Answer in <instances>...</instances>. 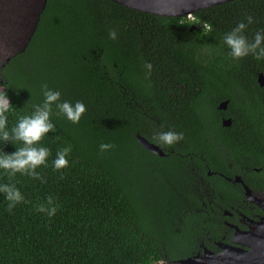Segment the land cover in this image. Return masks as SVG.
Wrapping results in <instances>:
<instances>
[{
  "label": "trees",
  "instance_id": "1",
  "mask_svg": "<svg viewBox=\"0 0 264 264\" xmlns=\"http://www.w3.org/2000/svg\"><path fill=\"white\" fill-rule=\"evenodd\" d=\"M247 16L254 20L244 32L251 41L264 31V0H233L191 20L109 0H46L25 50L0 69V90L13 106L7 128L43 103V83L61 93L60 102L79 101L87 110L73 124L52 106L55 131L36 145L50 150L47 167L36 169L46 183L0 169V184H14L28 201L9 213L0 193V264H163L197 244L201 234L190 233L214 227L208 208L184 190L194 175L186 174L188 165L216 198L242 196L223 178L232 173L264 189V86L256 81L264 59L234 61L224 43ZM226 100V110L217 109ZM169 130L184 139L172 147L154 140ZM136 135L164 156L144 149ZM101 144L114 147L101 151ZM69 145L68 167L55 170L57 151ZM21 147L0 140L3 153ZM48 196L59 205L52 217L36 211ZM185 197L193 200L190 211Z\"/></svg>",
  "mask_w": 264,
  "mask_h": 264
},
{
  "label": "clouds",
  "instance_id": "2",
  "mask_svg": "<svg viewBox=\"0 0 264 264\" xmlns=\"http://www.w3.org/2000/svg\"><path fill=\"white\" fill-rule=\"evenodd\" d=\"M247 24L239 22L235 28L225 34L224 43L230 49L229 55L234 61H240L248 56H252L256 60L264 59V31L255 33L253 39H249L244 35L249 24L254 23L252 16L246 17ZM195 24V23H193ZM205 27L209 28L205 22ZM115 29H109L108 36L110 39H117ZM145 67L151 71V64ZM44 96L42 104L34 105V112L30 116H21L17 124L8 130L7 113L12 110L13 106L9 101L6 91L0 90V140L4 143H12L15 141L22 142L23 147L16 149L11 154L0 151V169L4 170L9 176H15L17 173L26 175L32 179L40 180L46 183L44 178L36 171L37 168L47 167V160L50 150L47 147H37L49 132L55 131V126L51 122L52 106L55 104L59 110L57 113L63 114L73 124H78L82 115L86 112V107L82 102L77 101L74 105L70 102H60L61 93L48 88L47 83L41 85ZM154 140L163 146L172 147L184 139L183 133L175 131H161L154 134ZM111 144H101V151L113 148ZM71 145L57 151L56 159L53 161L55 170H61L68 167L67 159L71 152ZM63 179V176H61ZM0 193L4 194L8 201L7 211L9 213L21 203H28L25 197L14 184H0ZM59 205L54 203V197L48 196L45 204L36 206V211L46 213L49 217L56 214Z\"/></svg>",
  "mask_w": 264,
  "mask_h": 264
},
{
  "label": "flooded vegetation",
  "instance_id": "3",
  "mask_svg": "<svg viewBox=\"0 0 264 264\" xmlns=\"http://www.w3.org/2000/svg\"><path fill=\"white\" fill-rule=\"evenodd\" d=\"M14 5H17L15 0H0V43H8L16 35V30L8 32L12 26L9 16L14 9ZM223 119L227 118H222L221 124ZM184 155L189 156L188 153ZM227 165L230 171L234 172V168L230 164ZM189 172L194 175L190 179L191 182L187 183L188 188L185 189V186L184 190L196 196V205L208 208L203 211L206 213L207 211L209 212L210 216L208 217V214L207 217L214 221V227L212 231L190 233L189 235H202L197 236V244L193 245V248L186 255L164 261L163 264H186L181 261L186 259L200 260L206 255H223L229 253L232 255H240L241 253L260 252L264 246V239L262 238V235L264 236L262 234V231H264V189L256 190L253 187H248L243 179L246 175L232 173L231 177L223 178L230 184H238L241 188L242 196L240 198L238 195L228 196L229 198L223 199L220 195L219 198H216L213 195V190L209 189L205 179L199 174L197 175V172L194 173L193 166L188 165L186 167V174H189ZM258 172L259 169H253L254 174ZM210 174H214V172H206L207 176ZM194 177H198V182L195 183L196 180H194ZM249 177H251L250 181L258 186L257 180H255L257 176L249 175ZM235 178H239L241 182L228 181V179L234 181ZM243 185L251 191L255 197V202H253L254 200L246 199ZM182 204L190 211L189 206H193V200L185 197L182 200ZM258 204L263 207H260ZM247 232L254 233V237L246 240L244 237ZM194 264L198 263L196 262Z\"/></svg>",
  "mask_w": 264,
  "mask_h": 264
},
{
  "label": "water",
  "instance_id": "4",
  "mask_svg": "<svg viewBox=\"0 0 264 264\" xmlns=\"http://www.w3.org/2000/svg\"><path fill=\"white\" fill-rule=\"evenodd\" d=\"M19 7L25 9L24 17L20 20L15 28L16 35L12 37L8 43H0V69L8 63V61L22 53L27 47L31 37L33 36L40 14L44 10L46 0H15ZM117 5L129 8L134 11L151 14L160 17H189L196 11L214 7L233 0H109ZM13 26V23H12ZM194 27L191 26L190 30ZM257 84L264 86V77L261 73L257 75ZM228 101H222L217 106L219 110H226ZM230 119H223L222 125L228 126ZM139 144L147 151L164 156L160 148L145 138L136 135ZM229 182H241L239 178L234 181L228 179ZM244 195L246 199L253 201L254 196L251 191L243 185ZM255 202V200L253 201ZM259 205V204H258ZM263 207L262 205H259ZM254 233H246V240L254 237ZM264 234V231H262ZM264 239V236L262 235ZM186 264H264V246L260 252H249L240 255L223 254V255H206L200 260L186 259L181 261Z\"/></svg>",
  "mask_w": 264,
  "mask_h": 264
},
{
  "label": "rangeland",
  "instance_id": "5",
  "mask_svg": "<svg viewBox=\"0 0 264 264\" xmlns=\"http://www.w3.org/2000/svg\"><path fill=\"white\" fill-rule=\"evenodd\" d=\"M24 12H25V9L18 7L17 5H14V9L9 16V20L11 23H13V26H11V30L8 32H13L15 30L18 22L23 19ZM189 19L191 20V17Z\"/></svg>",
  "mask_w": 264,
  "mask_h": 264
}]
</instances>
